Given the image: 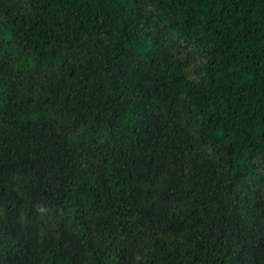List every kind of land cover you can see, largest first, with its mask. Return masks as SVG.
Returning a JSON list of instances; mask_svg holds the SVG:
<instances>
[{"label":"trees","instance_id":"obj_1","mask_svg":"<svg viewBox=\"0 0 264 264\" xmlns=\"http://www.w3.org/2000/svg\"><path fill=\"white\" fill-rule=\"evenodd\" d=\"M0 208V264H264V0H0Z\"/></svg>","mask_w":264,"mask_h":264},{"label":"rangeland","instance_id":"obj_2","mask_svg":"<svg viewBox=\"0 0 264 264\" xmlns=\"http://www.w3.org/2000/svg\"><path fill=\"white\" fill-rule=\"evenodd\" d=\"M0 217H4V214H3V211L2 209L0 208ZM53 216L51 213L49 214H44L40 217V220H39V225H40V233L41 234H44L46 233V231L52 227L53 225Z\"/></svg>","mask_w":264,"mask_h":264}]
</instances>
